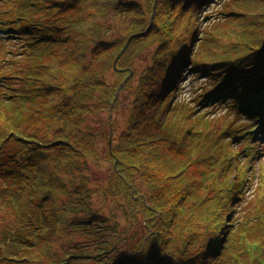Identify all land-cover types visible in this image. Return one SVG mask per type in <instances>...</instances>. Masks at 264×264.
<instances>
[{"label": "trees", "instance_id": "16d2710c", "mask_svg": "<svg viewBox=\"0 0 264 264\" xmlns=\"http://www.w3.org/2000/svg\"><path fill=\"white\" fill-rule=\"evenodd\" d=\"M221 1L159 0L147 32L156 0H0V216L12 219L0 264H264V200L243 206L250 175L231 164L240 133L264 134V0L225 3L204 35L203 7ZM186 70L204 80L182 101ZM131 71L111 151L93 124L116 94L109 73ZM218 105L239 120L213 137ZM103 161L108 214L90 176Z\"/></svg>", "mask_w": 264, "mask_h": 264}, {"label": "rangeland", "instance_id": "374dc122", "mask_svg": "<svg viewBox=\"0 0 264 264\" xmlns=\"http://www.w3.org/2000/svg\"><path fill=\"white\" fill-rule=\"evenodd\" d=\"M129 1H132V0H129ZM133 1H140V0H133ZM229 2H231V0H222L220 3L214 2L208 6L203 7L202 13L200 14V17H201L200 19L201 29L200 30L202 33L205 30L209 31L208 27H210V31H211V29H213V25L215 26L216 24L224 20L225 17H222L219 13L223 5ZM157 9H158V5H157ZM157 9L155 11L154 20L156 17ZM153 14H154V11H153ZM4 15H5V10L0 12V22L4 18ZM212 15L214 17L213 19L207 18V16L211 18ZM123 30L124 28H122V32ZM6 33H7V30H4L0 27V41L9 42L8 35ZM203 34L205 35V33ZM200 37H202L201 33H200ZM224 42L227 44L230 42V40L225 39ZM147 64L148 63H147L146 55H143L138 59V61L135 64H133L132 67L140 75L146 69ZM128 66H129L128 63L125 64V67H128ZM186 71H187L185 73L186 77L183 83L181 84V91H180V96L182 98L181 99L182 101H189L191 98L195 97V94L202 87V82L204 80V79L198 80L191 73H189L188 70ZM1 79H3L2 81L6 82L4 78H1ZM123 81L124 80L121 76L113 72H110L108 75V82L112 86L116 87V93ZM123 91L125 90L123 89ZM123 91L121 92L119 96V99H118L119 103L118 102H117L118 104L116 103L114 113H113V119H112L113 121L112 127H113V132H114L113 143H114V139H115V142H118L117 139L119 138V136H121L124 130L127 129L129 117H130L131 110H132V98H133L131 94L132 92L130 93L127 90L126 92H123ZM178 99L180 100V98ZM210 110H213L212 112L213 115L212 117L209 118V120H211V124H213L211 127L212 132H213V137H216L217 134H219V132L222 130L221 121H218V120H226V119H231V118L233 120L234 119L233 117L235 116L230 113L232 110L227 108V106L225 105H218L215 108L214 106H211ZM235 118L237 119V122H238L239 117L236 116ZM206 119L208 120V118ZM249 121H253V120H248L247 118H244L240 122L248 123ZM110 122H111V117H110V110H109V113L102 114L101 118L99 119V123L98 121H95L93 125L96 127L101 125L102 130L103 129L107 131L110 130V137H111V123ZM256 126L257 125H255V127ZM255 127L249 128L247 131L240 133L242 137L236 140V146H235V148L240 152V155L239 156L237 155L235 159L236 162L235 161L231 162L232 165H236L239 168L244 169V167H246L247 169H244V170L248 173V175H250L249 183L245 184V181H243L244 187L243 188L241 187L242 190L240 189V194H243V196H241L239 200V201H242L243 206L247 207V209H251L253 207L258 206L262 202V199L264 200V189H262L264 185V134L260 131L258 133L256 132V130L254 131ZM109 144H110V140H109ZM107 145H108V140L106 139L101 140V142L99 143V146H101V148L99 149L101 155L102 154L106 155L105 147ZM101 158L103 159L104 157L101 156ZM112 163L111 161H103L102 163L94 164L93 172L90 173V176L92 180L94 181L93 184H91L92 187L97 186L101 188V190L103 191L101 194L97 195V197L94 199L95 205L100 208V211H102L103 213H107V214H108V210H111V209L113 212H117L115 207L110 208L112 199L105 196V187L114 185V184H110L111 183L110 174L113 171ZM115 168H117V165L114 166V169ZM245 177H247V175ZM237 205L240 208V205L239 204ZM119 214H122L121 211H119ZM9 217H11V215H9ZM3 221L6 224V227L4 229L3 227H1V224ZM11 224H12V219L9 220L6 217H2V215L0 216V241L1 242H4V243L9 242V235H7L6 237L5 235L11 231L12 229ZM59 247H60V243H58L57 245V248Z\"/></svg>", "mask_w": 264, "mask_h": 264}, {"label": "water", "instance_id": "95a60500", "mask_svg": "<svg viewBox=\"0 0 264 264\" xmlns=\"http://www.w3.org/2000/svg\"><path fill=\"white\" fill-rule=\"evenodd\" d=\"M158 1L159 0H156V4L154 6V14L152 16V19H151V25L150 27L148 28L147 32H149L153 26V21H154V16H155V11L157 9V4H158ZM140 36V35H139ZM139 36H134V37H139ZM130 38L127 42V44L125 45L124 49L122 50V52L119 54V56L117 57L116 61L114 62V68L115 70H118V62L119 60L124 56V54L126 53L128 47L130 46V43L132 41V39L134 38ZM133 72L131 71L130 72V75L121 83L119 89L117 90V93H116V96H115V99H114V102L112 103L111 105V108H110V117H111V137H110V149L112 151V147H113V135H114V132H113V124H112V119H113V113H114V109H115V105L116 103L118 102V99H119V96L121 94V92L123 91V89L126 87L127 83L133 78Z\"/></svg>", "mask_w": 264, "mask_h": 264}]
</instances>
